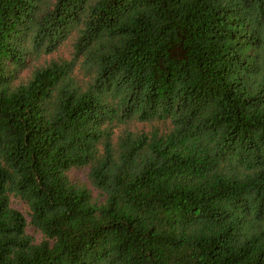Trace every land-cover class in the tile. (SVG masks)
Returning <instances> with one entry per match:
<instances>
[{
  "label": "trees",
  "instance_id": "trees-1",
  "mask_svg": "<svg viewBox=\"0 0 264 264\" xmlns=\"http://www.w3.org/2000/svg\"><path fill=\"white\" fill-rule=\"evenodd\" d=\"M0 264H264V0H0Z\"/></svg>",
  "mask_w": 264,
  "mask_h": 264
},
{
  "label": "rangeland",
  "instance_id": "rangeland-1",
  "mask_svg": "<svg viewBox=\"0 0 264 264\" xmlns=\"http://www.w3.org/2000/svg\"><path fill=\"white\" fill-rule=\"evenodd\" d=\"M72 176L76 179L79 180H85L86 179V169H79V170H74L72 172ZM95 191V190H94ZM94 195H97V192H94ZM13 205L18 208L19 210H21L24 214L27 211L26 206H24L22 203L18 202V201H13ZM26 231L36 240H38L40 238V233L38 231H36L32 226H27L26 227Z\"/></svg>",
  "mask_w": 264,
  "mask_h": 264
}]
</instances>
